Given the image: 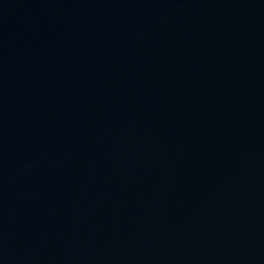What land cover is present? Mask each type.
<instances>
[{"label": "water", "instance_id": "water-1", "mask_svg": "<svg viewBox=\"0 0 264 264\" xmlns=\"http://www.w3.org/2000/svg\"><path fill=\"white\" fill-rule=\"evenodd\" d=\"M0 264H264V0H0Z\"/></svg>", "mask_w": 264, "mask_h": 264}]
</instances>
